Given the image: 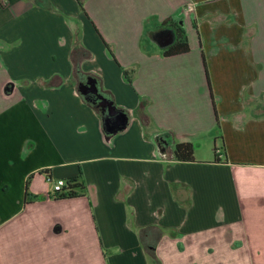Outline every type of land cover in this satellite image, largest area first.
Masks as SVG:
<instances>
[{
  "label": "crops",
  "instance_id": "obj_1",
  "mask_svg": "<svg viewBox=\"0 0 264 264\" xmlns=\"http://www.w3.org/2000/svg\"><path fill=\"white\" fill-rule=\"evenodd\" d=\"M261 234L264 0H0V264H256Z\"/></svg>",
  "mask_w": 264,
  "mask_h": 264
},
{
  "label": "trees",
  "instance_id": "obj_2",
  "mask_svg": "<svg viewBox=\"0 0 264 264\" xmlns=\"http://www.w3.org/2000/svg\"><path fill=\"white\" fill-rule=\"evenodd\" d=\"M177 30V34H176V41L175 43L170 46L169 48H167L164 51V55L165 56H173V55H177V54H184L189 52L190 47H189V43L187 40V37L185 35L184 30L182 29H176ZM81 79H79V92L82 94V96L84 97V99L91 104L99 113L101 119H102V124H103V130L105 132V134L107 136H112L114 134H117L119 132H121L125 126L128 123V119H129V115L128 112L118 108L115 103L114 100L107 94L105 93L99 86L97 80L90 76H83L81 75L80 77ZM88 80L93 81V83L97 86L98 92L103 94L109 101H111L115 107V111H116V117H118L120 119L121 124H116V123H110L109 120V115L107 114V111H103V109L101 107L98 106V104H94L93 101L87 96L85 95L82 90H81V84L83 85L84 83L86 84L88 82ZM141 118L144 122L147 121V117L144 114H141ZM215 155L218 154V152H221L217 150V148L214 149ZM173 153H174V158L177 161H181V162H192L195 159V148L191 143H177L174 145V149H173ZM47 175L48 178V174ZM49 181H51V179H48ZM81 186L77 185L74 179L71 180H67V187H65L64 189H62L61 191H53V193L49 194V197L55 199V200H65V199H73V198H77L79 197V193L76 192V189H79ZM31 195H29L28 193H26V201L28 200V198H30ZM35 197V196H34ZM35 198H41L40 196H36Z\"/></svg>",
  "mask_w": 264,
  "mask_h": 264
},
{
  "label": "water",
  "instance_id": "obj_3",
  "mask_svg": "<svg viewBox=\"0 0 264 264\" xmlns=\"http://www.w3.org/2000/svg\"><path fill=\"white\" fill-rule=\"evenodd\" d=\"M81 90L85 95H87L88 92L93 95V103H97L98 106L103 109V111H107V114L110 117L108 120L110 123L121 124L120 119L116 117V111L113 103L109 101L103 94L98 92L97 86L93 83V81L88 80L86 84H81Z\"/></svg>",
  "mask_w": 264,
  "mask_h": 264
},
{
  "label": "rangeland",
  "instance_id": "obj_4",
  "mask_svg": "<svg viewBox=\"0 0 264 264\" xmlns=\"http://www.w3.org/2000/svg\"><path fill=\"white\" fill-rule=\"evenodd\" d=\"M203 152H206L205 150ZM51 186H53V189H54V185H52V183L50 184ZM52 189V190H53ZM263 231V229H262ZM263 233V232H262ZM263 237L260 238V241L258 240V248L260 249L259 250V256H258V261L256 264H264V235L261 234ZM238 253V252H237ZM239 254V253H238ZM237 254V256H239ZM231 264H234V262L232 263V259H231ZM236 264H242L241 262H237Z\"/></svg>",
  "mask_w": 264,
  "mask_h": 264
},
{
  "label": "built area",
  "instance_id": "obj_5",
  "mask_svg": "<svg viewBox=\"0 0 264 264\" xmlns=\"http://www.w3.org/2000/svg\"><path fill=\"white\" fill-rule=\"evenodd\" d=\"M193 7L188 6L187 10L191 11ZM65 187H67V182L64 180H59L54 184V191H61L62 189H64Z\"/></svg>",
  "mask_w": 264,
  "mask_h": 264
},
{
  "label": "flooded vegetation",
  "instance_id": "obj_6",
  "mask_svg": "<svg viewBox=\"0 0 264 264\" xmlns=\"http://www.w3.org/2000/svg\"><path fill=\"white\" fill-rule=\"evenodd\" d=\"M84 84H85V83H84ZM87 96H88L91 100L94 99L93 95H92L90 92H88Z\"/></svg>",
  "mask_w": 264,
  "mask_h": 264
}]
</instances>
